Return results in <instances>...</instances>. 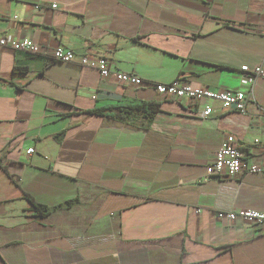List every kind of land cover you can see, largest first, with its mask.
Instances as JSON below:
<instances>
[{
    "label": "crops",
    "instance_id": "obj_1",
    "mask_svg": "<svg viewBox=\"0 0 264 264\" xmlns=\"http://www.w3.org/2000/svg\"><path fill=\"white\" fill-rule=\"evenodd\" d=\"M24 39L37 55L0 49V264H264V235L219 218L264 213V175L202 181L229 136L264 167V78L246 114L213 103L207 119L156 91L240 90L263 61L264 0H0V40ZM142 103L154 118L96 113Z\"/></svg>",
    "mask_w": 264,
    "mask_h": 264
},
{
    "label": "built area",
    "instance_id": "obj_2",
    "mask_svg": "<svg viewBox=\"0 0 264 264\" xmlns=\"http://www.w3.org/2000/svg\"><path fill=\"white\" fill-rule=\"evenodd\" d=\"M53 9H57L54 5ZM9 48L15 52H23L34 56L39 53V47L31 40H20L8 46L6 40H0V49ZM56 62L73 63L76 55L71 51L57 49L52 55ZM79 65L84 68L96 70L101 77L106 78L111 74L109 63L104 58L81 57ZM264 78V57L261 65L250 69L245 66L241 69V89L232 92H214L204 89H193L185 83L174 82L170 85H158L156 91L160 96L173 101L189 100L193 104L204 103L201 111V117L207 119L214 113L212 104H219L223 110L238 114H246L249 102L254 98L255 87L260 79ZM116 79L126 85L138 86L142 81L135 75L126 73H117ZM34 149L26 152L27 156L34 154ZM264 175V167L249 163L244 156V152L236 139L232 136L227 137L216 153L214 160L206 167L202 177L203 182H208L213 177H227L229 179H238L248 175ZM219 218H226L230 221L242 220L250 224L258 233L264 235V213L254 210H242L228 214H221Z\"/></svg>",
    "mask_w": 264,
    "mask_h": 264
},
{
    "label": "trees",
    "instance_id": "obj_3",
    "mask_svg": "<svg viewBox=\"0 0 264 264\" xmlns=\"http://www.w3.org/2000/svg\"><path fill=\"white\" fill-rule=\"evenodd\" d=\"M160 105L157 103H142L135 106L130 107H119L115 109H105L102 111L96 112L97 114H100L104 117H107L112 120L121 121L124 122L127 120L130 116H136V115H143L148 118H154V115L159 111ZM117 111L119 113L118 116H113L111 114L112 111ZM6 171V169H4ZM25 198L29 200V202L34 206L37 214L39 216H48L52 212L49 208L42 206L40 204L35 203L29 196L25 195ZM67 206H71V202L67 203ZM62 208V207H56L53 211Z\"/></svg>",
    "mask_w": 264,
    "mask_h": 264
}]
</instances>
